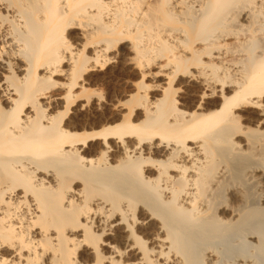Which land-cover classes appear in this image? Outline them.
Instances as JSON below:
<instances>
[{"label":"bare ground","instance_id":"obj_1","mask_svg":"<svg viewBox=\"0 0 264 264\" xmlns=\"http://www.w3.org/2000/svg\"><path fill=\"white\" fill-rule=\"evenodd\" d=\"M262 47L264 0H0V264H264Z\"/></svg>","mask_w":264,"mask_h":264},{"label":"snow or ice","instance_id":"obj_2","mask_svg":"<svg viewBox=\"0 0 264 264\" xmlns=\"http://www.w3.org/2000/svg\"><path fill=\"white\" fill-rule=\"evenodd\" d=\"M258 66L261 72L264 73V47L261 48V55L258 61ZM261 87H264V80L261 81ZM5 107H7V105H5ZM0 254L8 255V253H0Z\"/></svg>","mask_w":264,"mask_h":264}]
</instances>
